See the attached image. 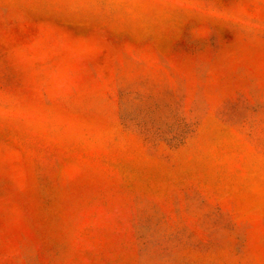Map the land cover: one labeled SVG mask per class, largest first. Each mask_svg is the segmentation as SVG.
Listing matches in <instances>:
<instances>
[{"label": "rangeland", "instance_id": "374dc122", "mask_svg": "<svg viewBox=\"0 0 264 264\" xmlns=\"http://www.w3.org/2000/svg\"><path fill=\"white\" fill-rule=\"evenodd\" d=\"M0 264H264V0H0Z\"/></svg>", "mask_w": 264, "mask_h": 264}]
</instances>
